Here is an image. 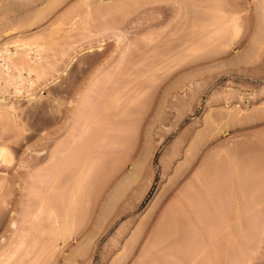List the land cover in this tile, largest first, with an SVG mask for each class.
<instances>
[{
	"label": "rangeland",
	"instance_id": "rangeland-1",
	"mask_svg": "<svg viewBox=\"0 0 264 264\" xmlns=\"http://www.w3.org/2000/svg\"><path fill=\"white\" fill-rule=\"evenodd\" d=\"M81 1L0 0V30L27 26L44 47L35 99L10 87L0 103L2 264H264V0H90L83 18ZM79 105L110 122L82 147ZM85 161L89 187L107 183L90 202L103 195L43 255L50 224L27 221L43 204L67 220Z\"/></svg>",
	"mask_w": 264,
	"mask_h": 264
},
{
	"label": "bare ground",
	"instance_id": "bare-ground-1",
	"mask_svg": "<svg viewBox=\"0 0 264 264\" xmlns=\"http://www.w3.org/2000/svg\"><path fill=\"white\" fill-rule=\"evenodd\" d=\"M83 1H84V3H83ZM81 2H82V4H81ZM81 2H79L80 4H79V6H80V8L82 9V8H84L85 6H86V4H87V7H88V3L90 2V0L89 1H87V0H82ZM85 2H87V3H85ZM83 4L85 5L84 7H81V5L83 6ZM89 4H91V2L89 3ZM79 6H78V4L75 6L76 8V10H78V11H76L75 9H73V10H75L74 12L72 11V19H74L75 17L74 16H76L77 14H78V17H79V13H77L76 14V12H80V11H82L81 9H80V11H79ZM85 7L86 8V14L84 13V11H82L81 12V14H83V15H81L82 17L81 18H83V16H86V15H88V14H90L89 12H91L92 11V9H90L89 10V8L91 7L92 8V6H90V7ZM85 10V9H84ZM87 10H88V12H87ZM73 13H75V14H73ZM70 14V18H71V12L69 13ZM85 14V15H84ZM67 16H68V14H67ZM80 18V17H79ZM78 18V19H79ZM80 18V19H81ZM67 19H68V17H67ZM71 19V20H72ZM77 19V18H76ZM75 19V20H76ZM216 21H217V23L218 22H221L223 19L222 18H216L215 19ZM80 22L82 21V20H79ZM78 21V23H80ZM12 22V21H11ZM76 22H77V20L75 21V24H76ZM12 23H14V22H12ZM31 23H34L33 21L32 22H30V24ZM77 23V24H78ZM234 23V24H233ZM232 24H229V25H224L219 31H218V33H219V35H221L224 31H226V29H229V28H226L227 26L229 27L230 25L232 26L233 25V27L234 28H236L237 27V24L235 23V22H233ZM8 24H10V23H8ZM27 24H29V22L27 23ZM73 24V23H72ZM76 24V25H77ZM7 25V24H6ZM12 25V24H11ZM2 26V27H4V29L3 28H1V29H3L4 31H1L0 30V32L3 34H1L2 36L0 37L1 39H2V37H4L3 39H6L5 40V42L4 43H1L0 45H3V49H0V103H1V101L3 100L2 98L3 97H5V93H4V90H6V89H8V88H13V90H14V97H16V98H21V97H27L29 100H33V99H35V97H36V93H35V88H36V84H37V82L39 81V77L41 76V71H42V67H40L41 66V63H42V56H43V51H44V47H43V45L41 44V41H40V39H41V36H40V39H39V33H38V36L36 35V34H33L32 35V32L33 31H31V33L29 32V30H31L30 28H32V24L31 25H29V29H28V32L30 33V35H28V33H26L25 32V28L27 27H22V28H20L19 26H17V25H14L15 27H17V28H15L13 25L12 26ZM76 25H74V26H76ZM34 26V25H33ZM230 26V27H231ZM6 27H8V29H5ZM9 27L10 28H12L13 30H9ZM18 27L22 30V29H24L23 31L27 34H25L24 32H22L23 34H24V36H23V34H21L20 35V31H19V29H18ZM73 27V26H72ZM15 29L16 30H18V31H15ZM223 31V32H222ZM15 32H18V33H15ZM33 33H35V32H33ZM217 33V34H218ZM14 39V40H13ZM12 40V42H10ZM4 41V40H3ZM2 40H1V42H3ZM11 44H12V46L13 47H11ZM14 44V45H13ZM101 45L102 44H100V46H98V48H101ZM94 47L92 46V47H90V48H88L87 50H88V52H92V51H94ZM75 58H76V56H72L71 57V60L67 63L68 65H67V67L65 68V70H63V71H61L62 73H60L61 75H60V77H58L57 76V78H55V79H53L52 80V83H58L59 81H60V79H61V77L62 76H65L66 74H67V71H68V69H69V67L71 66V64L75 61ZM43 65V64H42ZM41 70V71H40ZM39 78V79H38ZM51 82V81H50ZM51 83V84H52ZM48 84V83H47ZM43 87H45V85L43 86ZM47 87V86H46ZM73 100L69 103L71 106L73 105ZM118 102V101H117ZM130 104H131V102H130ZM86 105V104H85ZM115 105H117L118 107H119V105H120V103H116ZM80 106V107H79ZM78 106V108L76 109L77 110V112H78V115H80V116H78L79 118H81L82 116H83V118H84V120H83V122H84V127H83V125H82V128L84 129V130H82L81 129V132L83 133L84 132V134H83V136H85V134H86V136L88 135L87 133H88V131H91L90 133L91 134H89L91 137H89V135L86 137L85 136V138L83 137V136H81L80 137V140H81V138L83 139V141H82V143L80 144L81 145V147L82 146H84V144L85 143H87L86 145H88V143H90L91 142V140L89 141V138H91V139H93V136H92V134H94V132L93 131H95V134L94 135H96V132H97V130L96 129H98V128H96L95 129V127L97 126V125H95V126H93L94 124H93V122L95 123L96 122V120H100L99 122H101V121H103L102 119L104 118H102V117H99V116H97L96 118H95V116L92 114V113H87V112H85V113H87V114H85L83 111H86L85 109L86 108H83V107H86V106H84V105H79ZM82 106V107H81ZM121 106V105H120ZM14 107V105H12V109H14L13 108ZM74 107V106H73ZM118 107H116L115 106V108L116 109H118ZM128 107L129 106H127L126 108H125V111L127 112V109H128ZM81 108H83V110L81 109ZM120 108V107H119ZM79 109H81L80 111H79ZM83 112V115L81 114ZM125 112V113H126ZM80 113V114H79ZM84 114H85V116H84ZM89 115V116H88ZM91 115V116H90ZM93 116V117H92ZM98 117H99V119H98ZM100 118H102V119H100ZM105 119V118H104ZM106 121V120H105ZM98 121H97V123H99ZM109 121H106V122H101L100 123V125L101 124H103V126H110L109 125V123H108ZM106 123H108V124H106ZM90 124L92 125V126H90ZM96 124V123H95ZM104 124H106V125H104ZM112 125V124H111ZM91 127L94 129H92V130H88V129H91ZM106 127H103L104 129H106ZM108 128V127H107ZM101 130V129H100ZM99 129H98V131H100ZM81 133V134H82ZM98 133V132H97ZM76 139H77V137L75 138V140L74 141H76ZM78 139H79V137H78ZM85 139V140H84ZM99 139V138H98ZM102 139V138H101ZM100 139V140H101ZM83 142H84V144H83ZM74 143V142H73ZM76 144V143H75ZM85 145V146H86ZM79 145H76V146H74L73 145V149H74V147H78ZM87 147H89V146H87ZM67 147H65V148H63V149H61V148H59L57 151H61V152H63V151H65V149H66ZM72 148V147H71ZM68 149H70V147H68ZM72 149V150H73ZM8 150L9 149H6L5 147L4 148H1L0 149V161L1 160H3L4 162H5V158L6 157H8L10 154H8L9 152H8ZM68 151L69 150H67V152H65V153H67L68 154ZM71 151V150H70ZM70 151H69V153H70ZM237 152V151H236ZM53 153V152H52ZM58 153V152H57ZM57 153H55L54 152V154H55V158H53V159H56L57 158V160H62L63 162H64V164H66V161H64V157L62 156L63 154H65V153H63L62 155L60 154V152H59V155H56ZM67 154H65V156L67 155ZM71 154V153H70ZM8 155V156H7ZM51 155L52 154H50V157H51ZM72 155V154H71ZM71 155L69 156V154H68V157H70V159H68V157H67V160H68V162H67V164L68 163H70L72 160H74V159H76L77 157V155L74 153L73 155L75 156V158L74 159H72L73 157H71ZM54 156V155H53ZM57 156V157H56ZM59 156V157H58ZM62 158L63 157V159H59V158ZM50 159H52V158H49V160ZM66 160V159H65ZM7 161V160H6ZM52 162V160H50V164H49V166H52V168H54L53 167V165H55V162H58V161H53L54 162V164H53V162ZM256 162V161H255ZM2 163V162H1ZM59 163H61V161L59 162ZM59 163H56V165L58 164L59 166H60V164ZM90 163V162H89ZM84 164H88L86 161L84 162ZM253 165L255 164V163H252ZM55 165V166H56ZM86 165H83V168H82V166H81V173L79 174L78 172L76 173L77 174V176H74L73 177V179L75 178L76 179V182H74L75 184H72L71 185V187L73 188V190L72 189H70V191H69V193L70 194H67L66 195V198L68 199V197H70L69 199H70V201H69V199H68V202L69 203H67L68 204V209H66V215H63L64 216V218L65 217H67V220H68V218H70V220H68V222H67V220L65 221V220H63L62 221V219H59L58 217L59 216H57L58 214L56 213L57 211H55L53 208H51V207H48V206H44L45 204H41L40 206H41V208L39 207V206H37V205H35V206H37V207H39L40 208V210H38V208H37V210L38 211H36V213L37 214H35L34 216H33V218L30 220V224H29V222L27 221V223H28V225H29V228L31 229H29V232H35V230L36 231H38L39 230V228L37 227V225L39 226V223L40 224H42L41 222H43L41 219H45V220H47V224H50V226H48V227H45V226H43V225H41L40 226V230L39 231H41V233H42V231H45V232H43V234L44 233H47V238L48 239H46V238H44V239H46V240H44L43 242H44V244H45V248H43L44 246V244L41 246V249L43 248L44 250H46V251H43V255H47V253L46 252H48V255L47 256H51L52 254H56V252L58 251L57 250V239L59 238V237H61L62 235L63 236H65L66 234H64V233H66V232H64V229H65V231H68V228H70V229H72L71 227H70V225L73 227L74 225L73 224H75L76 223V221H74V219L75 218H78L77 216H78V213H80L81 214V212H83V210H84V207H85V205H86V207H85V209H87V210H84V212H86V211H90L91 210V208H92V202H93V200L94 199H97L98 198V200H100L101 199V197L100 196H102V195H100L101 193H103L102 191H104L105 190V185H107V183L105 184L104 182H101L100 181V183H102L101 185H99V187L97 188V187H94V186H90L89 187V182H91L92 184H94L95 182H93V180L95 181L96 180V174L100 177V171L98 170V173H95L94 172V164L92 163L91 165L89 164V165H87V166H89V167H87ZM252 165V166H253ZM58 166V167H59ZM84 166H86V169L84 168ZM45 169H48V166H47V168L46 167H44L43 168V170H45ZM83 169V170H82ZM42 170V171H43ZM51 169H49V171H48V173L50 172L51 173V171H50ZM93 170V171H92ZM52 171H53V169H52ZM44 172V171H43ZM46 172V171H45ZM47 173V172H46ZM46 173H44L45 175H46ZM49 173V174H50ZM93 173V174H92ZM49 174H47V175H49ZM75 174V175H76ZM94 174H95V178L94 177H92V176H94ZM69 178V177H68ZM94 178V179H93ZM72 179V182L73 181H75V180H73ZM4 180V179H3ZM2 180V181H3ZM88 180V181H87ZM2 181H0V187L2 188V187H4V183L3 182H5V180L2 182ZM86 181H87V183H88V185L86 184ZM2 182V183H1ZM100 183H98V184H100ZM85 184L88 186H85ZM91 184V185H92ZM97 184V185H98ZM218 184H219V182L218 183H216V186H218ZM226 184V183H225ZM76 185V186H75ZM102 185H104V186H102ZM227 185V184H226ZM219 186H223V185H219ZM218 186V187H219ZM93 187H94V189L96 190V188H97V190H100L101 188L103 189L101 192H99L100 194V196L99 197H97V198H95L96 196H97V194L96 193H94V194H96V195H94V194H91V195H94L93 196V199H92V202H90V198L92 197V196H90V193L92 192L93 193V191L91 190V188L93 189ZM101 187V188H100ZM226 188V190H227V186L225 187ZM2 190V189H1ZM94 190V191H95ZM97 190L95 191V192H97ZM68 193V192H67ZM69 195V196H68ZM68 196V197H67ZM85 196V197H84ZM81 197H84V198H86V200L84 199H82ZM90 197V198H89ZM97 200V201H98ZM82 201H84L85 202V204L82 202ZM96 201V200H95ZM96 201V202H97ZM4 203H5V201H4ZM82 203L84 204V206H82ZM91 203V204H90ZM80 204H81V206H80ZM94 204V203H93ZM48 205V204H47ZM50 205H52L51 203H50ZM92 205V206H91ZM87 206H89V208H90V206H91V208L88 210V207ZM48 207V208H47ZM79 207H80V209H81V207H83V210H81L80 212H79ZM29 209H31V208H29ZM32 209H34V207L32 208ZM256 209V208H255ZM253 209L251 208V210H249L250 212L252 211ZM35 211V210H34ZM33 211V212H34ZM248 211V212H249ZM253 211H255V210H253ZM78 212V213H77ZM83 212V214H85V215H87L88 213H84ZM247 212V213H248ZM256 212H258V211H255V212H253V213H250L251 215L252 214H256V216H257V214L258 213H256ZM38 213H39V216H41V218H40V220H37L36 218V220L34 219V217H37L38 216ZM32 214V213H31ZM47 215V218L45 217V216H43V215ZM249 213L247 214L248 216L250 215ZM77 215V216H76ZM32 216V215H31ZM84 216V215H83ZM28 217V216H27ZM26 217V219L25 220H29V217L27 218ZM31 218V217H30ZM38 218V217H37ZM63 218V219H64ZM32 220H35V221H41V222H36L37 224H31V221ZM62 221V223H61V221ZM75 220H77L78 221V219H75ZM35 221L33 222V223H35ZM26 222V221H25ZM64 222H66V223H68L69 224V227L67 226L66 228H64V226H63V223ZM75 222V223H74ZM16 223V222H15ZM14 223V224H15ZM17 224V223H16ZM16 224H15V226H16ZM251 224H252V222H251ZM30 225H31V227H30ZM253 226H255V224L253 223L252 224ZM33 226L34 227H36V228H38V229H33ZM42 226L43 227H45V229L44 230H42L41 228H42ZM76 226V225H75ZM74 226V227H75ZM73 227V228H74ZM24 228V227H23ZM46 228L48 229V230H46ZM33 229V230H32ZM24 230V229H23ZM22 231V230H21ZM25 231H27V230H25ZM20 232V231H19ZM22 232H24V231H22ZM22 232H20L21 234L20 235H22V239H21V236H19L20 237V239L21 240H19V242L20 243H18V242H16V243H18V246L17 245H15V246H17V248L19 247V249L21 250L22 248L21 247H23L24 245H26V239H27V234H25L26 232H24V233H22ZM48 232H49V234H48ZM27 233H28V231H27ZM19 234V233H18ZM30 233H28V239H29V237H30V235H29ZM32 234V233H31ZM51 234V235H50ZM24 235H26V237H24ZM52 237L53 236V239L51 238V239H49V237L50 236ZM49 236V237H48ZM28 239H27V241H28ZM35 239V238H34ZM49 240V241H48ZM35 241V240H34ZM33 241V243L31 244V245H38V243L37 242H34ZM36 241H38V240H36ZM42 242V243H43ZM46 242H48V243H46ZM41 243V244H42ZM56 243V244H55ZM33 245V246H34ZM36 246H34V248H35ZM16 248V249H17ZM23 248H25V247H23ZM28 249H29V247H27ZM31 248H32V246H31ZM15 249V251H17L16 253H18V250H16ZM33 249V248H32ZM31 250V249H30ZM30 250H28V253L30 252ZM48 250V251H47ZM14 251V252H15ZM13 252V255L12 256H14L16 253H14ZM31 252H32V250H31ZM30 252V253H31ZM42 252V251H41ZM46 253V254H45ZM51 253V254H50ZM4 254V253H3ZM2 254V255H3ZM6 254V253H5ZM4 254V255H5ZM1 255V257H0V259L1 260H3V257L4 256H2ZM11 255H9V256H11ZM26 255H29V254H27V252H26ZM54 255H52L51 257H53ZM6 256V255H5ZM8 256V258H9V260H10V257ZM11 256V259H13L14 257H12ZM4 261L6 262V260L4 259ZM8 261V260H7ZM12 261V260H11ZM11 261H8V264H10L9 262H11ZM1 262V264H2V261H0ZM7 264V263H6Z\"/></svg>",
	"mask_w": 264,
	"mask_h": 264
}]
</instances>
